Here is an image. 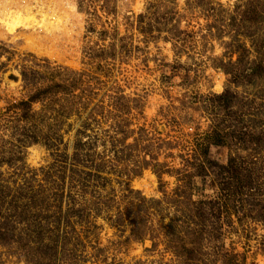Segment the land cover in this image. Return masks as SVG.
I'll return each instance as SVG.
<instances>
[{"label":"rangeland","instance_id":"obj_1","mask_svg":"<svg viewBox=\"0 0 264 264\" xmlns=\"http://www.w3.org/2000/svg\"><path fill=\"white\" fill-rule=\"evenodd\" d=\"M0 184L92 211L0 264H264V0H0Z\"/></svg>","mask_w":264,"mask_h":264},{"label":"trees","instance_id":"obj_2","mask_svg":"<svg viewBox=\"0 0 264 264\" xmlns=\"http://www.w3.org/2000/svg\"><path fill=\"white\" fill-rule=\"evenodd\" d=\"M46 90L43 89V92H45ZM44 94V93H43ZM41 94V95H43ZM35 97V96H33ZM31 97V99H29V102L33 103L34 101H41L43 100L41 98V96H38L37 98H33ZM35 99V100H34ZM49 99V98H48ZM46 99V100H48ZM52 99V98H51ZM46 100H44L46 102ZM77 102V101H75ZM79 102L77 103H73L70 105V108H67L65 106L61 107L60 110H53L52 113L55 114V116H58V117H66V115L70 114H78L82 111L81 108H86V107H82V106H79L78 105ZM47 106V105H46ZM49 107V106H48ZM65 108V110L63 109ZM56 111V112H55ZM45 116H47L45 113H43ZM57 122H60L59 125H56L57 126H61V125H64V123L62 121H59L57 120ZM81 157V156H80ZM85 157V160L89 162L88 158L86 156ZM62 167V166H60ZM59 169V168H58ZM71 169V168H69ZM67 166L65 165L64 166V169H63V174L64 172H67ZM50 174L52 173V169H50V167L48 168L47 170ZM59 171V170H58ZM80 173L81 174H86L88 176H92L90 174V171H84V170H80ZM86 181L83 182V187H86ZM25 185L22 184L21 186H18L15 188V190H13V188H8L7 186L5 185H2L0 184V207H4V209L8 208L10 210L13 211V214H11L9 217L13 219V223H19V220L17 219L18 218H22L23 219H26L25 220V223L28 221V217H32V219L34 221L37 222V228H40V229H32V232L29 234L26 233L27 235H34V238L37 243H38V246L35 247V251H42V250H46L47 248L51 247V245L49 244H45L44 242V235H43V230H42V226H41V223L42 222H45V220H47V218L49 217V215L51 213H54L53 215L57 218V219H60L62 218L63 216H65V212H69V210H71V212H69V216H78L80 217L81 219H84V220H90V215H91V209L89 208V206H85V205H82V206H74L72 205L73 202H71V207L69 209H67L66 211H62V206L59 204V200L56 201L54 200L53 202H55L54 206L51 204V202H49L48 200V197L45 198L46 196H44L43 194L41 195V200L40 202H36L35 201V198L34 196H27L26 195V192H25ZM130 190H128V195L132 192V189L129 188ZM132 198H135L137 201H140L142 203V201L145 199L144 196H140V194H138V197H135L133 196ZM61 199V198H60ZM106 200L105 201V205L103 203H97V206H101V205H104L107 209H109V201L110 199H104ZM42 202V203H41ZM142 206V205H141ZM52 207H54L55 210H52ZM132 212L133 209H131ZM29 213V216L26 215ZM67 216V215H66ZM139 223H138V226H137V233H136V236L139 237V238H142V227L144 225V227L147 229L148 226L146 221L143 220L141 222V218H139ZM3 237V236H2ZM30 238V236H29ZM1 239V238H0ZM22 240H24V238H22ZM21 240H17V242L19 243V246L24 249L26 252L29 251V249H32V246L31 244L27 245L25 242L24 244L20 242ZM53 246V245H52ZM26 257H27V261L30 262L29 260V257L27 256L26 254Z\"/></svg>","mask_w":264,"mask_h":264},{"label":"bare ground","instance_id":"obj_3","mask_svg":"<svg viewBox=\"0 0 264 264\" xmlns=\"http://www.w3.org/2000/svg\"><path fill=\"white\" fill-rule=\"evenodd\" d=\"M7 12V11H6ZM19 12V11H18ZM12 16V15H11ZM12 21V22H11ZM9 21L11 22L10 26H11V29L14 30L18 23H22V22H25V19L22 17L21 14H18L16 17L12 18V20ZM39 22V21H38Z\"/></svg>","mask_w":264,"mask_h":264}]
</instances>
